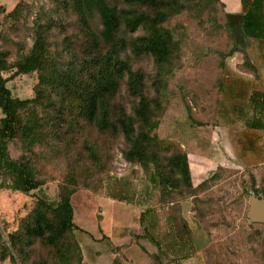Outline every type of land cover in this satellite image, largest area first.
Here are the masks:
<instances>
[{
  "label": "rangeland",
  "instance_id": "obj_1",
  "mask_svg": "<svg viewBox=\"0 0 264 264\" xmlns=\"http://www.w3.org/2000/svg\"><path fill=\"white\" fill-rule=\"evenodd\" d=\"M0 3L6 7V13L0 15V49L7 53L10 67L30 51L38 21L49 31L50 54L60 68L76 67L85 58V25L73 0H0ZM228 20L219 4L211 0L194 2L191 9L173 15L164 24L173 33L176 46L170 65L160 68L151 55H137L131 49L122 54L134 71L144 74L149 99L167 101L169 106L184 101L191 107V116L169 110L157 134L166 149L178 148L191 155L194 182L201 183L218 166L223 167L216 181L201 188L195 197H184L174 213L188 223L196 248L193 257L180 263L181 255H177L179 259L161 255L163 264H264V223L249 219L251 195L264 198V133L260 137L250 133L243 136V126L236 122L234 113L219 112L220 102L230 110L238 101H264V40L237 42ZM88 21L93 30L100 32L102 25L97 12ZM14 71L3 73L9 79L7 86L13 96L23 100L34 98L39 73L13 75ZM127 81L125 73L116 101L129 112L138 99L130 95ZM44 116L53 118L54 114L50 111ZM47 125L44 141L31 149V163L44 184L24 194L1 188L11 180L0 176V233L4 239L22 227L37 196L58 202L61 185L76 179L78 190L73 204L75 221L81 230L72 233L70 239L77 236L90 264H113L116 257L125 264L153 263L151 254L159 253L158 246L148 238L135 237L145 231L158 240L162 249L169 248L171 254L172 249H181L176 232L170 227L169 210L160 206L159 193L152 190L150 196H143L146 173L125 159L123 151L127 145L122 136L118 139L100 136L103 149L99 167L89 156L81 158L85 138L74 136L71 140L68 136L64 141L53 140L51 130L55 123L49 121ZM89 131L87 139L93 142L98 133L94 129ZM245 143H249L245 152H240ZM24 147L20 138L10 141V155L14 159L23 154L31 156ZM111 190L128 194L135 191V204L129 206L110 199ZM148 208L151 210L145 214V222L140 221L142 212ZM180 227L184 233L182 223ZM140 254L142 259L137 262ZM69 257L51 259L50 250L43 249L37 241L32 259L46 260L49 264H77ZM0 264L12 262L8 258Z\"/></svg>",
  "mask_w": 264,
  "mask_h": 264
},
{
  "label": "trees",
  "instance_id": "obj_2",
  "mask_svg": "<svg viewBox=\"0 0 264 264\" xmlns=\"http://www.w3.org/2000/svg\"><path fill=\"white\" fill-rule=\"evenodd\" d=\"M203 1L73 0L82 15L87 36L85 58L76 67H59L58 61L50 54L49 31L41 21L37 22L38 28L30 51L20 56L15 66L10 67L7 53L0 49V109L3 113L0 118V176L11 180V183H4L1 188L29 194L44 184L37 177L31 163V149L44 141L49 121L55 123V128L51 130L53 140L64 141L68 136L71 140L74 136L85 138V151L81 158L84 160L89 156L99 167L103 149L100 136L110 135L113 139L122 136L127 145L123 151L125 159L146 173L143 196H150L152 190L159 193L160 206L169 210L170 227L176 232L177 243H180L181 249H172L171 254L170 249H162L158 240L149 232L137 235V240L148 238L159 248V253L151 254L153 263L150 264H163L160 263L161 255H171L175 259L181 255L180 263L193 257L196 248L188 223L177 218L174 213L184 197H195L201 188L216 181L223 167L218 166L210 177L194 184L188 153L178 148L166 149L157 134L169 110L191 116V107L184 104V101L169 106L167 101L149 99L145 92L144 74L134 71L129 60L124 59L122 54L131 49L137 55H151L160 68L170 65L176 46L173 33L164 24L173 15L191 9L192 3ZM211 1L219 4L225 12L221 0ZM241 4L244 20L240 29L250 40H264V0H241ZM93 12H97L100 17V32L93 30L88 21ZM5 13L6 7L0 3V15ZM227 25L234 33L229 20ZM127 34H131V37H127ZM11 69H15L13 75L39 73L34 98L23 100L13 96L7 86L9 79L3 75ZM125 73L128 76V91L138 99L129 112L120 101H116ZM243 106L233 105L232 112L243 116L248 128L264 130V101L255 100L245 105V108ZM50 111L54 117H45ZM224 111L227 112L225 114L230 112L220 102L219 112ZM91 129L98 133L93 142L87 139ZM16 138L22 140L25 151L31 152V156L23 154L21 158L14 159L10 155L9 143ZM123 180L126 182L128 179ZM77 186L76 179L61 185L58 202L44 195L37 196L22 227L9 234L7 239L0 233V261L10 258L12 264H49L46 260L32 259L35 244L39 241L43 249L50 250L51 259L71 255L69 259L77 261V264H90L85 260L77 236L70 239L72 233L81 230L75 221L73 204ZM136 194L135 191L128 194L126 191L111 190L109 196L135 204L133 197ZM150 210L148 208L142 212L140 221L145 222V214ZM181 223L184 225V233L181 231ZM73 247L75 251L72 253ZM116 250L120 252L121 247L117 246ZM175 259L172 263L176 262ZM113 264L125 263L116 257Z\"/></svg>",
  "mask_w": 264,
  "mask_h": 264
},
{
  "label": "water",
  "instance_id": "obj_3",
  "mask_svg": "<svg viewBox=\"0 0 264 264\" xmlns=\"http://www.w3.org/2000/svg\"><path fill=\"white\" fill-rule=\"evenodd\" d=\"M230 24L234 28L235 38L237 42L248 43V38L240 29V24L244 20L243 14H228L227 15ZM249 219L251 222L264 223V198L260 195L257 196L252 194L250 197V209H249Z\"/></svg>",
  "mask_w": 264,
  "mask_h": 264
},
{
  "label": "crops",
  "instance_id": "obj_4",
  "mask_svg": "<svg viewBox=\"0 0 264 264\" xmlns=\"http://www.w3.org/2000/svg\"><path fill=\"white\" fill-rule=\"evenodd\" d=\"M222 3L225 5V12L228 14V13H235V14H241L242 13V4H241V0H221ZM236 102V101H235ZM250 102H253V101H238V105L239 104H242V106L245 108V105L249 104ZM236 104V105H237ZM233 108H230V112H232ZM246 110H244L245 112ZM221 114H223L224 112H220ZM233 113V112H232ZM234 117H235V120L236 122H241L242 124V129H243V133L242 135H246L247 133H250V134H253L255 135L256 137H260L263 133H264V130H255V129H251V128H248L245 124V119L243 118V116H241L239 113L237 114H234ZM249 143H245L241 146V149H240V152H245V147L248 146ZM189 155V154H188ZM191 155H189V158H190ZM244 158V157H243ZM190 166H191V162H190ZM250 166V165H249ZM247 166V167H249ZM191 170H192V176H193V182H194V177H195V174L193 172V169H192V166H191ZM199 182V181H198ZM198 182H194L195 185L198 184ZM75 196V195H74ZM74 198V197H73ZM110 199H113V198H110ZM114 201L116 199H113ZM117 201V200H116ZM127 204V203H125ZM129 206H133V204H128ZM140 219V218H139ZM138 219V220H139ZM108 235V234H107ZM137 236V235H136ZM135 236V237H136ZM117 246H120V245H117ZM116 246V247H117ZM141 256L137 257V262L139 260L142 259V254H140ZM115 258V257H114Z\"/></svg>",
  "mask_w": 264,
  "mask_h": 264
}]
</instances>
